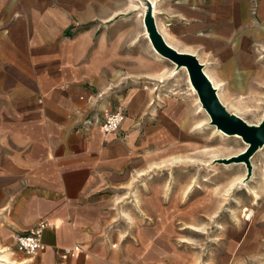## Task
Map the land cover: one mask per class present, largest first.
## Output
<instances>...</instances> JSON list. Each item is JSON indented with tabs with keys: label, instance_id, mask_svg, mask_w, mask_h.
Masks as SVG:
<instances>
[{
	"label": "crops",
	"instance_id": "1",
	"mask_svg": "<svg viewBox=\"0 0 264 264\" xmlns=\"http://www.w3.org/2000/svg\"><path fill=\"white\" fill-rule=\"evenodd\" d=\"M149 6L228 109L264 96V0H0L1 264H227L236 251L191 243L206 197L151 176L131 186L211 124L188 68L154 47ZM119 104L118 131L84 127ZM40 222L45 248L18 251Z\"/></svg>",
	"mask_w": 264,
	"mask_h": 264
},
{
	"label": "rangeland",
	"instance_id": "2",
	"mask_svg": "<svg viewBox=\"0 0 264 264\" xmlns=\"http://www.w3.org/2000/svg\"><path fill=\"white\" fill-rule=\"evenodd\" d=\"M251 104V107L229 110L251 124H259L264 112V96L253 98ZM205 113L210 119L207 111ZM248 146L243 138L234 140L207 124L206 140L200 147L196 144V149L184 157L180 155L181 149H176L172 160L156 163L153 171L136 175L131 186L151 176L153 183L167 193L183 195L190 190L206 197L208 210L196 226L200 232H194L196 239L190 240L191 243L196 247H213L214 244L237 247L227 264H264V149L259 148L250 157L252 174L249 178L245 161L218 160L239 157Z\"/></svg>",
	"mask_w": 264,
	"mask_h": 264
},
{
	"label": "water",
	"instance_id": "3",
	"mask_svg": "<svg viewBox=\"0 0 264 264\" xmlns=\"http://www.w3.org/2000/svg\"><path fill=\"white\" fill-rule=\"evenodd\" d=\"M145 23L156 50L165 57L172 59L179 67L186 66L188 68L192 84L198 92L203 108L210 115L211 125H216L219 129L230 135L239 134L248 143V150L241 156L218 160L225 162L232 160L245 161L248 167L249 178L252 174L250 157L261 146H264V117L259 124H251L240 115L231 112L219 98L217 90L204 72L203 65L198 58L193 55L180 54L168 45L157 27L150 6L145 17Z\"/></svg>",
	"mask_w": 264,
	"mask_h": 264
},
{
	"label": "built area",
	"instance_id": "4",
	"mask_svg": "<svg viewBox=\"0 0 264 264\" xmlns=\"http://www.w3.org/2000/svg\"><path fill=\"white\" fill-rule=\"evenodd\" d=\"M127 118V109L123 104H119L114 110L106 112L103 117L97 116L94 113L87 115L83 125L85 128L92 126H100L106 132L118 131ZM49 226L47 222L36 224L26 234H16L14 236L18 251L28 256H34L39 251L45 248L43 240L44 231ZM78 249V248H75ZM73 249L67 248L62 255L68 257Z\"/></svg>",
	"mask_w": 264,
	"mask_h": 264
},
{
	"label": "bare ground",
	"instance_id": "5",
	"mask_svg": "<svg viewBox=\"0 0 264 264\" xmlns=\"http://www.w3.org/2000/svg\"><path fill=\"white\" fill-rule=\"evenodd\" d=\"M225 84V83H224ZM199 105H200V110L201 111H207L206 109H204L203 108V105H202V102L201 101H199ZM208 113V112H207ZM237 113V112H236ZM209 114V113H208ZM238 114V113H237ZM240 115V114H239ZM210 116V115H209ZM241 117H243L242 115H240ZM263 117H264V112H263V114H262V117H261V119H260V121H259V123L263 120ZM244 118V117H243ZM245 119V118H244ZM246 120V119H245ZM248 123H251V122H249L248 120H246ZM176 127V126H175ZM213 127L217 130V131H219L220 133H222V134H224V135H226V136H228V137H231V138H233L234 140L235 139H238V138H241L242 139V137L239 135V134H234V135H227V133H225L224 131H222L221 129H219L216 125H213ZM247 148V147H246ZM262 149H264V146H261L260 147V150H262ZM246 150V149H245ZM259 150V151H260ZM244 152V151H243ZM258 196V195H257ZM175 198V197H174ZM173 201V200H172ZM171 202V201H170ZM173 203V202H172ZM170 208L172 207V206H169ZM174 207H175V205H174ZM167 209V208H166ZM169 210H172V208L171 209H169ZM169 210H168V212H169ZM246 210V209H245ZM254 210V209H253ZM251 211L252 213H254V211ZM164 213V212H163ZM246 213V212H245ZM244 213V214H245ZM169 214V213H168ZM251 217V216H250ZM251 225V224H250ZM246 240V239H245ZM247 240H248V237H247ZM253 241V240H252ZM231 243V242H230ZM234 243V242H233ZM232 243V244H233ZM3 259H5V258H3L1 255H0V264H1V261L3 260ZM222 260H225V259H222Z\"/></svg>",
	"mask_w": 264,
	"mask_h": 264
}]
</instances>
